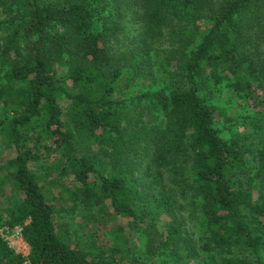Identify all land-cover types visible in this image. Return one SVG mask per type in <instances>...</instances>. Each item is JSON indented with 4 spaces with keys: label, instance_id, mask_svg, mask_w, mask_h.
I'll return each instance as SVG.
<instances>
[{
    "label": "trees",
    "instance_id": "16d2710c",
    "mask_svg": "<svg viewBox=\"0 0 264 264\" xmlns=\"http://www.w3.org/2000/svg\"><path fill=\"white\" fill-rule=\"evenodd\" d=\"M224 89L248 109L228 139ZM143 102L158 125H125ZM0 140V229L22 228L30 264H264V0H0ZM44 181L85 231L112 210L140 246L122 225L68 241ZM24 262L0 235V264Z\"/></svg>",
    "mask_w": 264,
    "mask_h": 264
},
{
    "label": "rangeland",
    "instance_id": "374dc122",
    "mask_svg": "<svg viewBox=\"0 0 264 264\" xmlns=\"http://www.w3.org/2000/svg\"><path fill=\"white\" fill-rule=\"evenodd\" d=\"M139 23L130 22L127 26L126 33L127 35H124L121 37L119 41H117V47L121 49V51L128 52L133 50L135 43L134 41L138 39L139 34ZM168 45V43H166ZM170 46V44H169ZM153 48L156 49L157 54H160L161 57H165L167 55L166 53H161L156 47L157 45H153ZM168 47L164 45L163 50H166ZM168 51V49L166 50ZM154 53V52H153ZM154 87H157V84L154 85ZM138 88L135 89V91ZM231 91H228V89H224L223 92L219 95L215 96V104L216 106L221 110L222 113L218 114L216 118V126L219 131V134L224 138H231V136L238 133V127L237 124L241 118L246 116L247 113V106L243 104V102L238 100V98L234 96V94H231ZM159 123L158 118H156L155 112L152 110V108L148 107L147 103H135L133 105L130 114L125 119V125H132L136 126L139 125V127H145L147 130L153 129L155 126H157ZM242 130V129H241ZM1 141V140H0ZM14 156V150L13 149H5L3 144L0 142V165H4L5 161L7 159H10ZM50 162V161H49ZM143 165L146 167L143 172H141L139 175H145L144 180L147 179V174L151 171H153L154 165L151 162H144ZM150 169V170H149ZM0 177H2V173L0 172ZM44 189L51 193L53 192L55 198H56V205H57V221L62 229V234L65 236V238L72 242L82 241L84 243L87 242L85 233L95 232L98 237L99 243L103 240H107L109 237V232L116 228L118 225H122L126 227L127 231L131 233L132 243L139 247L141 242L137 240V232L136 230L132 231L128 227L127 221H118L114 220L113 218V212L112 210H109V216H107L105 222L102 225H92V228H90V231H85L82 224V219L80 218L78 214V209L74 207V203L72 202L71 198L69 197L68 193L61 190L60 187H52L50 185V182L44 181L43 182ZM7 193L10 192V188L7 187ZM1 199V198H0ZM190 200V197H188ZM188 199L180 198L179 204L186 206L189 204ZM184 217L187 218L189 222L190 232L195 236L198 235V227L196 225L195 215L194 212H192L191 216V210H183L181 212ZM166 220V217L164 218ZM0 235H2L10 245L11 249L18 254L19 250L27 252L24 243L22 242V237L17 235V229H9L7 227H4L0 229ZM196 238V237H195ZM90 243V242H89ZM145 251V250H143ZM142 250L134 251L132 258L135 257V259H138L141 263L145 264L146 259L145 255L143 254ZM132 258L126 259L124 261H118L117 264H135L134 261H132ZM108 260H110L108 258ZM164 264V263H161ZM185 264V263H184ZM187 264H203L200 260H191Z\"/></svg>",
    "mask_w": 264,
    "mask_h": 264
},
{
    "label": "built area",
    "instance_id": "2783aa9c",
    "mask_svg": "<svg viewBox=\"0 0 264 264\" xmlns=\"http://www.w3.org/2000/svg\"><path fill=\"white\" fill-rule=\"evenodd\" d=\"M17 229V235L18 236H21L22 237V242L24 243V246H25V248H26V250H27V252H25V251H22V250H19L18 251V255H21V256H23L24 258H25V262L23 263V264H30V262H29V260H28V257H29V255H30V247H29V245L25 242V240H24V238H23V235H22V228H16ZM3 237V236H2ZM4 238V237H3ZM5 239V238H4ZM5 241H7L6 239H5ZM8 243V242H7ZM9 245V244H8ZM10 246V245H9ZM11 248V247H10ZM17 254V253H16Z\"/></svg>",
    "mask_w": 264,
    "mask_h": 264
}]
</instances>
